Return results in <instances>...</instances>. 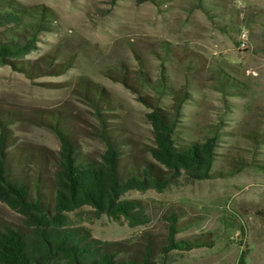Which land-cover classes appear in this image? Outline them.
Masks as SVG:
<instances>
[{
    "label": "rangeland",
    "instance_id": "374dc122",
    "mask_svg": "<svg viewBox=\"0 0 264 264\" xmlns=\"http://www.w3.org/2000/svg\"><path fill=\"white\" fill-rule=\"evenodd\" d=\"M16 1L44 5L54 20L23 58L29 66L47 56V71L0 63L8 149L56 153L59 141L46 123L54 112L68 120L78 150L95 159L105 148L99 128L115 127L120 156L156 163L146 118L154 106H178L177 145L217 135L210 178L181 176L162 191L122 195L140 200L147 222L130 225L84 205L67 212V226L117 242L125 256L148 245L158 258L173 216L176 238L203 244L170 250L167 264H264V0ZM160 83L166 87L157 93ZM92 93L106 100L103 116L91 106ZM1 223L24 227L2 201Z\"/></svg>",
    "mask_w": 264,
    "mask_h": 264
},
{
    "label": "trees",
    "instance_id": "16d2710c",
    "mask_svg": "<svg viewBox=\"0 0 264 264\" xmlns=\"http://www.w3.org/2000/svg\"><path fill=\"white\" fill-rule=\"evenodd\" d=\"M53 20L52 10L44 5L0 0V25L4 27L0 30V63L26 71H47V56L41 64L35 60L29 66L23 58L34 49L38 34L51 27ZM62 65L59 62L51 70ZM135 83L139 85L138 78ZM159 87L157 93L166 86L160 83ZM91 95L92 108L103 116L99 107L106 105V100L101 94ZM177 109L174 106L166 111L154 106L146 114L154 138L150 154L156 163L120 156V136L115 127L99 128L97 135L105 146L99 159L83 155L68 120L57 112L46 122L59 141L56 153L24 151L23 145L8 149L12 142H8L7 130L0 121V201L22 215L24 221L23 228L0 224V264H167L170 250L202 245V241L176 238L178 226L173 216L158 258L153 257L148 245L139 255L125 256L117 242L91 238L84 229L67 226V212L84 205L90 206L96 215L123 218L130 225L145 223L148 216L140 200L122 198L125 192L162 191L181 176L190 180L212 176L217 135L177 145ZM29 159L31 166L27 164ZM43 169L50 171L49 178L42 175Z\"/></svg>",
    "mask_w": 264,
    "mask_h": 264
},
{
    "label": "built area",
    "instance_id": "2783aa9c",
    "mask_svg": "<svg viewBox=\"0 0 264 264\" xmlns=\"http://www.w3.org/2000/svg\"><path fill=\"white\" fill-rule=\"evenodd\" d=\"M247 42V35L245 33L241 34V42L240 45L242 46V44H246Z\"/></svg>",
    "mask_w": 264,
    "mask_h": 264
},
{
    "label": "bare ground",
    "instance_id": "6f19581e",
    "mask_svg": "<svg viewBox=\"0 0 264 264\" xmlns=\"http://www.w3.org/2000/svg\"><path fill=\"white\" fill-rule=\"evenodd\" d=\"M246 46V44H242V47H245Z\"/></svg>",
    "mask_w": 264,
    "mask_h": 264
}]
</instances>
